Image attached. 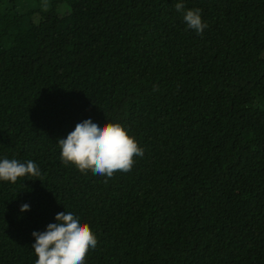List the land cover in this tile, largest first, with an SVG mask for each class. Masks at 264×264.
Returning a JSON list of instances; mask_svg holds the SVG:
<instances>
[{"label": "trees", "instance_id": "1", "mask_svg": "<svg viewBox=\"0 0 264 264\" xmlns=\"http://www.w3.org/2000/svg\"><path fill=\"white\" fill-rule=\"evenodd\" d=\"M0 0V264H36L34 231L71 212L84 264H264V0ZM91 119L143 156L111 177L61 159ZM27 203L30 209L20 211Z\"/></svg>", "mask_w": 264, "mask_h": 264}, {"label": "clouds", "instance_id": "2", "mask_svg": "<svg viewBox=\"0 0 264 264\" xmlns=\"http://www.w3.org/2000/svg\"><path fill=\"white\" fill-rule=\"evenodd\" d=\"M177 12L182 13L188 29L203 34L208 27L202 21L200 9L185 10L183 0L175 4ZM61 148V159L71 163L80 171L90 170L93 174L111 177L115 172H128L133 166L134 156H143V149L119 123H106L103 127L91 119L78 123L66 139L57 142ZM39 177L40 169L32 161L21 163L16 159L0 160V181L15 183L19 177ZM30 206L21 205L25 212ZM56 223L47 225L43 232L32 233V244L36 264H84L90 248L97 246V238L87 223L71 212H60L55 216Z\"/></svg>", "mask_w": 264, "mask_h": 264}]
</instances>
